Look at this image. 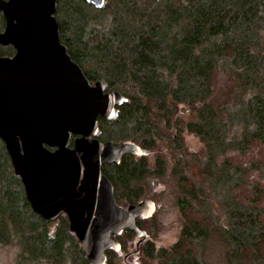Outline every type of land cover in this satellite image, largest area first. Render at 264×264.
<instances>
[{"label":"trees","instance_id":"obj_1","mask_svg":"<svg viewBox=\"0 0 264 264\" xmlns=\"http://www.w3.org/2000/svg\"><path fill=\"white\" fill-rule=\"evenodd\" d=\"M54 18L89 83L105 80L127 99L116 121L98 119L100 141L150 154L164 147L153 169L132 155L102 167L116 203L143 200L146 179L164 172L161 154L173 159L183 226L169 248L141 244L143 264H203L213 232L227 246L225 264H264V0H104L98 10L57 0ZM13 54L0 46V57ZM185 132L200 156L186 155ZM247 153V165L230 158ZM10 164L0 140V243L14 236L27 263L90 264L64 215L52 223L32 211ZM126 235L116 238L120 252ZM120 252L107 251L106 264H119Z\"/></svg>","mask_w":264,"mask_h":264},{"label":"water","instance_id":"obj_2","mask_svg":"<svg viewBox=\"0 0 264 264\" xmlns=\"http://www.w3.org/2000/svg\"><path fill=\"white\" fill-rule=\"evenodd\" d=\"M82 1L97 10L104 5ZM56 11L57 0H0V46L14 50L0 57V140L40 219L55 223L64 215L90 264H106L107 251L121 250L116 238L134 234L135 251L123 256L128 264L148 240L137 221L151 219L156 205L144 199L119 206L102 167L150 151L100 141L98 119L116 121L127 99L107 90L105 80L89 83L60 42Z\"/></svg>","mask_w":264,"mask_h":264},{"label":"rangeland","instance_id":"obj_3","mask_svg":"<svg viewBox=\"0 0 264 264\" xmlns=\"http://www.w3.org/2000/svg\"><path fill=\"white\" fill-rule=\"evenodd\" d=\"M224 83L225 82L223 79H219L218 86L220 87V85H223ZM181 140V144L184 145L185 150L187 152L186 155H189L191 153L196 156H200L202 152V144H200L199 140L196 137L189 135L185 132L182 133ZM158 145L159 150L164 148L162 144ZM158 148H156V150H153V153H151V155H148L146 158L147 164L151 169L155 168V155L156 153H158ZM161 155L165 157L164 159L166 161L164 166V172H162L163 174L161 176L153 175L147 178L144 183V199H148L155 203L156 212L151 219H147L140 222V229L144 230L148 234L147 243H151L156 249L169 248L176 242L180 235L184 222L183 218L185 216L180 213V210L176 203V199L178 198L179 194L176 186V179L174 175H171L173 159L169 157L168 151L166 150ZM251 157L252 155H249L247 153L242 156L236 155L230 158L232 161H235L240 165H247ZM219 160L220 159H218V161ZM187 176H189V174H187ZM187 216L192 217L189 214H187ZM123 241L125 248L122 252L118 254L119 264H123V256L125 254L133 252L135 250V245L138 241V238L133 235H126L123 238ZM201 250V258L203 260V264H225L227 246H225L224 242L221 240V238L217 235L216 232L211 233L210 238L207 239V242L204 244ZM127 260L129 264H143L146 262L139 255H132L127 258ZM0 264L41 263L25 262L23 260L21 247L17 239L13 236L10 238V241L0 243Z\"/></svg>","mask_w":264,"mask_h":264},{"label":"flooded vegetation","instance_id":"obj_4","mask_svg":"<svg viewBox=\"0 0 264 264\" xmlns=\"http://www.w3.org/2000/svg\"><path fill=\"white\" fill-rule=\"evenodd\" d=\"M3 29H4V28H3ZM2 32H3V30H2ZM70 146H71V145H70ZM149 155H151V154H149ZM140 222H141V221H137V225L141 224ZM139 227H140V226H139ZM138 229H139V228H138ZM141 230H142V229H141ZM133 236H135V235L133 234ZM135 237H136V236H135ZM136 238H137V237H136ZM138 240H139V239H138ZM137 242H138V241H137ZM143 245H144V244H143ZM135 246H136V245H135ZM140 246H142V245H140ZM134 251H135V250H134ZM134 251H133V252H134ZM130 253H132V252H130ZM127 254H129V253H127ZM125 255H126V254H125ZM125 255H124V256H125ZM133 255H134V254H133ZM137 255H138V254H137ZM130 256H132V255H130ZM130 256H129V257H130ZM129 257H128V258H129ZM123 262H124V261H123ZM127 263H128V260H127ZM128 264H129V263H128Z\"/></svg>","mask_w":264,"mask_h":264}]
</instances>
